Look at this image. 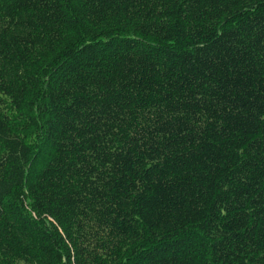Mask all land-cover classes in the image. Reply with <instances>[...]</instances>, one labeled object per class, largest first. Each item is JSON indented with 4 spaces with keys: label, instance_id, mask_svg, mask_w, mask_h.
<instances>
[{
    "label": "trees",
    "instance_id": "trees-1",
    "mask_svg": "<svg viewBox=\"0 0 264 264\" xmlns=\"http://www.w3.org/2000/svg\"><path fill=\"white\" fill-rule=\"evenodd\" d=\"M0 264H264V0H0Z\"/></svg>",
    "mask_w": 264,
    "mask_h": 264
}]
</instances>
